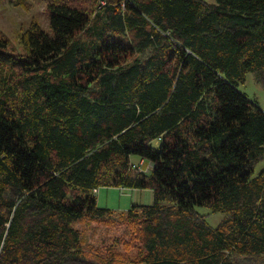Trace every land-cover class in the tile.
Instances as JSON below:
<instances>
[{
  "label": "trees",
  "instance_id": "16d2710c",
  "mask_svg": "<svg viewBox=\"0 0 264 264\" xmlns=\"http://www.w3.org/2000/svg\"><path fill=\"white\" fill-rule=\"evenodd\" d=\"M46 12L19 48L0 33V264H264V109L239 89L264 88V0ZM110 186L152 202L102 207Z\"/></svg>",
  "mask_w": 264,
  "mask_h": 264
},
{
  "label": "rangeland",
  "instance_id": "374dc122",
  "mask_svg": "<svg viewBox=\"0 0 264 264\" xmlns=\"http://www.w3.org/2000/svg\"><path fill=\"white\" fill-rule=\"evenodd\" d=\"M214 2V0H207ZM32 22L39 23L44 29H49V19L46 12V0H28L26 4H16L13 0H0V33L5 35L14 47L19 48L20 37ZM239 89L243 91L252 101L256 102L259 107L264 109V88L259 85L250 72L247 74L245 82L239 85ZM132 162L138 166V170L148 172L150 162L142 160L136 156H132ZM264 162L256 168L257 174ZM124 191V193H121ZM97 202L102 207H109L116 211H124L132 206L130 198L135 196V191L129 189H121L120 187H100L98 189ZM202 212L208 209L201 207ZM223 218V213H216L207 217L208 221L216 225ZM81 229L85 228L86 239L88 242L99 244L104 236L118 235L120 229L111 230L110 233L105 231L104 227H93L85 224V222L76 223Z\"/></svg>",
  "mask_w": 264,
  "mask_h": 264
},
{
  "label": "crops",
  "instance_id": "0c3cea01",
  "mask_svg": "<svg viewBox=\"0 0 264 264\" xmlns=\"http://www.w3.org/2000/svg\"><path fill=\"white\" fill-rule=\"evenodd\" d=\"M110 187H114V186H110ZM120 188L124 189V190L125 189H129V190L135 191V196L132 199L130 198V202H131L132 205H134V204H149V203L152 202L153 193H152L151 189H145V188H124V187L123 188L120 187ZM121 193H124V191H122Z\"/></svg>",
  "mask_w": 264,
  "mask_h": 264
},
{
  "label": "built area",
  "instance_id": "2783aa9c",
  "mask_svg": "<svg viewBox=\"0 0 264 264\" xmlns=\"http://www.w3.org/2000/svg\"><path fill=\"white\" fill-rule=\"evenodd\" d=\"M142 162H143V159H142ZM150 167H151V163H150ZM94 192H97V189H95Z\"/></svg>",
  "mask_w": 264,
  "mask_h": 264
}]
</instances>
